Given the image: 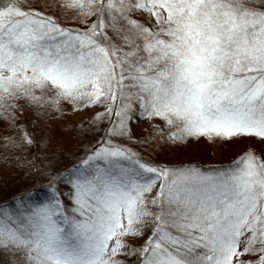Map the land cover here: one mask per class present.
I'll return each mask as SVG.
<instances>
[{
	"label": "snow or ice",
	"instance_id": "obj_1",
	"mask_svg": "<svg viewBox=\"0 0 264 264\" xmlns=\"http://www.w3.org/2000/svg\"><path fill=\"white\" fill-rule=\"evenodd\" d=\"M30 111L88 112L74 160ZM0 121V159L45 181L0 204L9 264H264V0H0ZM201 139L248 143L158 158Z\"/></svg>",
	"mask_w": 264,
	"mask_h": 264
},
{
	"label": "rangeland",
	"instance_id": "obj_2",
	"mask_svg": "<svg viewBox=\"0 0 264 264\" xmlns=\"http://www.w3.org/2000/svg\"><path fill=\"white\" fill-rule=\"evenodd\" d=\"M67 21L69 23H72L71 20H67ZM29 113L33 115L32 121L30 122H31V125L33 124V126L35 127V124H36L35 121L37 120L38 116L34 114V112H31V111ZM49 115H51V113H49ZM86 116H88V112H84V111L75 112V113L65 112L63 116H60L58 118L61 124L59 128L60 129L64 128L65 130V125L67 124H70V126L72 127L67 128V132H68L67 134H60L59 136L56 137L57 139L55 140L53 139L50 132L46 131L47 133L45 135L47 138L46 141H50V143L48 144V149L53 150L55 146H59V150L62 149L64 151H67L65 153H68L67 155H70L69 158H63L64 156H62L60 152L58 151L57 156L60 159L61 164L68 163L70 160L74 159V154H78L77 144L78 142L81 141V136H80L79 129L76 126H78L81 119ZM132 128H133L134 134L137 136H147L149 132L151 131V129L146 127L145 121L143 119H140L139 122H136V120L134 119ZM2 134H4V122L0 121V135ZM90 138L91 136L83 137V139H90ZM245 141L246 142H244L243 146H246V144L248 143L247 140ZM154 143L155 142H153V144L149 145L148 148L143 150L142 154L144 156L149 157L151 148L154 146ZM238 146H241V145H238ZM184 147L185 148L182 149L181 156H179L180 158L179 160L181 161L182 160H190V161L206 160L210 162L211 164H215V163L220 162L222 158H225V156L231 152V151H228V148H225L226 145H221L219 143L209 144L207 142H201L198 144L196 142H191V143H187V145ZM176 148L177 147H175V150ZM229 148H231V146ZM208 149H211V150H208ZM0 165L12 171L13 174H9V176L7 177V178L15 179V184L10 185L12 189L26 187L30 184H33V180L35 181V175L28 173L27 169H24V170L17 169L16 167L13 166L12 163L5 161L3 159H0ZM38 181L45 182L42 179H39ZM9 183L11 182L9 181L6 182V184H9ZM6 187L8 188H4V189L0 188V198L6 195L7 194L6 192H11L9 185Z\"/></svg>",
	"mask_w": 264,
	"mask_h": 264
},
{
	"label": "trees",
	"instance_id": "obj_3",
	"mask_svg": "<svg viewBox=\"0 0 264 264\" xmlns=\"http://www.w3.org/2000/svg\"><path fill=\"white\" fill-rule=\"evenodd\" d=\"M66 23H69L68 21ZM32 118H33V115H31V113H28V119L29 121H32ZM59 117L55 116L54 114L51 113V115H47V116H38L37 120L35 121V127L33 126V124L31 125V122L29 123V131H33L35 133V135L37 137H43L44 140H47L46 138V131L50 132V134L52 135L53 139H57L56 137L59 136L60 134H67V128L68 127H72L70 126V124H67L65 125V130L64 128L60 129V121L58 119ZM57 129V131H56ZM201 142H205L203 139H201L199 142H196V143H201ZM244 142H246L245 140H241V141H233L231 145H226L225 148H228V151H231L229 154H227L225 156V158H222V160L218 163H215V164H219V163H223L225 162L226 160H229L233 157V155L235 154H238L242 149L245 148L244 145ZM237 143V144H235ZM187 145V144H186ZM186 145H181V146H178L175 150V148H170L168 150H166L165 152L161 153L160 156L158 158H162V159H165L167 161H170V162H179L181 160H179V156H181L182 154V149L185 148L184 146ZM238 145H241V146H238ZM231 146V148H229ZM53 150H56V152H60V154L62 156H64L63 158H69L70 155H67L68 153H65L67 151H64L62 149L59 150V146H55ZM208 150H211V149H208ZM35 151V148L31 149L30 150V153L29 155H31L32 152ZM210 152V151H208ZM58 155V154H57ZM184 155V153H183ZM74 160V159H73ZM196 162H199V163H202L204 165H209L211 164L210 162L206 161V160H203V161H196ZM9 174H13L12 171L4 168L2 165H0V188H8L6 186L10 185L11 184H15V179L14 178H7L9 176ZM39 179L35 176V181L33 180V184H30L26 187H22V188H14L11 189V192H6L7 194L4 195L2 198H0V204L6 202L9 206H12L14 201L12 199V197L14 195H21L22 194V190L23 189H29V191L24 194V198L27 199L28 196H31L32 195V192L34 189L36 188H41L42 185L45 183V182H41V181H38ZM9 181L11 183L9 184H6V182ZM9 191V189H8ZM44 193L41 192V195H43ZM67 198V197H66ZM0 264H9V257L3 255V254H0Z\"/></svg>",
	"mask_w": 264,
	"mask_h": 264
}]
</instances>
